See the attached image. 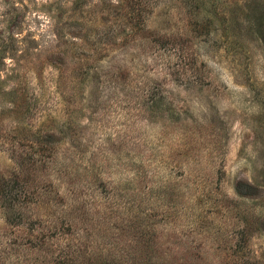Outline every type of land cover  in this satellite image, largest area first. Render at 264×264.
Returning <instances> with one entry per match:
<instances>
[{"label": "rangeland", "instance_id": "1", "mask_svg": "<svg viewBox=\"0 0 264 264\" xmlns=\"http://www.w3.org/2000/svg\"><path fill=\"white\" fill-rule=\"evenodd\" d=\"M70 244L264 264V0H0V264Z\"/></svg>", "mask_w": 264, "mask_h": 264}, {"label": "trees", "instance_id": "2", "mask_svg": "<svg viewBox=\"0 0 264 264\" xmlns=\"http://www.w3.org/2000/svg\"><path fill=\"white\" fill-rule=\"evenodd\" d=\"M44 162V159L42 160V159H40L39 160V163L42 165V163ZM32 163H34V164H36L37 163V160L36 159H33L32 160ZM46 163L48 164H50V161H46ZM18 171H24V169H18ZM49 228V227H48ZM50 228H52V226L50 227ZM55 228H57L56 226H55ZM61 232V235H68V234H72L70 231H60ZM69 235V236H70ZM44 238H45V240H44V242L42 243L43 245L46 243V239H50L51 240V236H43ZM56 241H55V239H52V243H50V245L49 246H47L49 249H51L50 247H52V246H54ZM71 247H72V245L70 244L69 246H68V250H67V252H66V254H60V255H57L56 256V258L54 259V260H52L53 261V264H73V261H74V259H75V257H74V253H75V251H73V250H71ZM53 252H54V249H53Z\"/></svg>", "mask_w": 264, "mask_h": 264}]
</instances>
